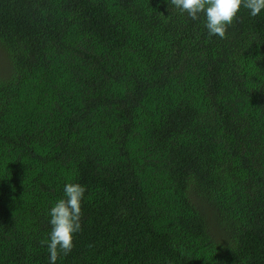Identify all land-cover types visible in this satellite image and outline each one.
<instances>
[{
	"label": "trees",
	"instance_id": "16d2710c",
	"mask_svg": "<svg viewBox=\"0 0 264 264\" xmlns=\"http://www.w3.org/2000/svg\"><path fill=\"white\" fill-rule=\"evenodd\" d=\"M264 264V11L209 37L166 0H0V264Z\"/></svg>",
	"mask_w": 264,
	"mask_h": 264
},
{
	"label": "clouds",
	"instance_id": "9594fccd",
	"mask_svg": "<svg viewBox=\"0 0 264 264\" xmlns=\"http://www.w3.org/2000/svg\"><path fill=\"white\" fill-rule=\"evenodd\" d=\"M181 14L191 20L203 18L204 28L209 37H226L229 26L233 24L243 7L249 16L256 17L264 11V0H166ZM86 188L73 182L65 183L63 196L48 210L50 232L46 240L48 264H57L62 256H67L74 248L75 234L82 229V202Z\"/></svg>",
	"mask_w": 264,
	"mask_h": 264
}]
</instances>
